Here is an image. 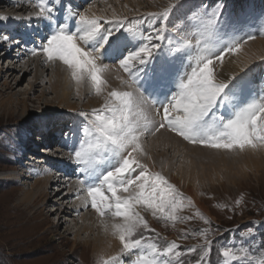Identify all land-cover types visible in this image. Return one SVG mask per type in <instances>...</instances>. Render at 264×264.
Segmentation results:
<instances>
[{"label": "rangeland", "instance_id": "rangeland-1", "mask_svg": "<svg viewBox=\"0 0 264 264\" xmlns=\"http://www.w3.org/2000/svg\"><path fill=\"white\" fill-rule=\"evenodd\" d=\"M94 1L85 2V6L81 0H73L72 4L64 2L63 14L74 6L76 11L85 13L86 6ZM107 11L112 12V28L104 33L99 45L103 47V41L111 36L112 41L107 46L112 45V51L119 42H128L122 46L123 51H116L119 58L114 64L112 62L115 74L112 80L121 84V80L127 81L133 93L138 91L143 95L146 121L158 128L148 130L147 139L156 136L159 129L168 136L177 132L179 137L183 133V137L186 133L193 137V140L185 143L193 147L186 148L177 142L174 144L178 154H173V149L168 152L169 147H166L163 159L165 167L170 165L171 169L161 170V166H158V173L162 176L152 173L159 188L151 181V197L140 202L147 212L141 215L134 212L135 226H132L133 230L124 231L126 237L121 241L122 250L133 255L138 251L141 255L136 258L137 261L143 258L142 262L146 264H264V147L254 150L249 139L252 136L249 130L255 124L258 126L255 137L260 143L264 142V109L258 100L260 104L256 106L255 103L254 109L250 110L252 98L242 100L241 96L245 95V87L252 80L257 84L264 83V60L252 63L228 82L216 76L217 66L236 52H247L245 55L251 62L264 55V47L255 44L256 41H264V0H118ZM56 19L60 17L56 15ZM121 38L124 42L120 41ZM99 45L96 47L101 48ZM121 52L126 53L121 56ZM5 59L0 56V70L3 71L13 66L11 58ZM16 71L12 70L8 79V84L15 88L13 92L4 91L0 79V176H13L15 171L8 169L15 168L18 174L29 177L19 171V163L29 170L30 166L26 164H33L30 157H44L52 161L53 158L44 151H49L52 146V152L49 151L52 155L57 149L55 141L66 143L70 120L65 118L58 122L51 113L62 105L57 104L50 90L44 92V97L36 100V104L28 102L27 113H21L20 107L11 117L3 113L5 103L15 94L22 98L21 94L28 89L27 83L33 81L31 75H26L22 80L19 74H15L18 73ZM143 76H146V85L140 90L136 79ZM87 97L94 99L96 95L91 93ZM79 98L71 95L69 103L80 109L86 101ZM184 99L190 101V106L174 110L178 101L183 103ZM128 100L121 96L112 100V134L119 132L122 122L129 123V126L139 124L131 123V116L128 117L127 113L122 116L121 111ZM231 106H235V109L232 110ZM226 112L229 114L227 118ZM243 112H246V120L242 124ZM248 114L254 115L253 118L250 119ZM226 119L228 123L222 125L224 128H219L218 133L212 131L215 140H220L217 144L219 147H206L195 142L194 138L210 130L211 123H221ZM237 125L246 128L243 136H248H244L245 139L236 147L230 141L227 144L226 140L221 141L226 134V137L229 134L235 136L232 133L239 132ZM57 127L61 132L56 140L54 133L58 131ZM95 131L98 134L99 130ZM106 134L99 135L102 138ZM158 151L156 153L160 154L161 151ZM117 152L112 150V158L116 156L118 162V166L112 168V173H117L120 166L127 165ZM131 158L134 159V155ZM45 166L41 165L40 168ZM163 170L180 183L173 185L168 176L161 173ZM150 180L146 178V182ZM34 181V177L24 178L21 184L0 180V264H102L101 257H94L87 246L78 245L75 249L74 240L85 241L86 236L76 238L73 234L65 233L66 227H75L73 223L76 222L62 214L64 208H68L67 202L60 201L66 192L59 196L54 184L48 188V200L38 201L36 207L26 211V215L41 207V218H47L49 225L56 227L52 229L56 233L41 237L37 242L33 241L34 237L23 238L28 231L27 219L19 213L23 209V206H19L21 192L31 190ZM151 186L154 187L152 190ZM59 220L61 224L57 225ZM13 230L19 233L14 236Z\"/></svg>", "mask_w": 264, "mask_h": 264}, {"label": "bare ground", "instance_id": "bare-ground-1", "mask_svg": "<svg viewBox=\"0 0 264 264\" xmlns=\"http://www.w3.org/2000/svg\"><path fill=\"white\" fill-rule=\"evenodd\" d=\"M67 1L72 4L73 0H0V10H2L0 13V56L6 58L5 60L11 58L10 61L13 62V66H18H8L5 71L0 70L3 90L9 92L15 90L8 84V79L12 75L10 72L12 70L16 71V68L18 73L15 74H19L22 80L26 75H31L33 78L32 82L27 83L28 89L21 94L22 98H20V95L15 94V97L10 98L11 100L5 103L7 105L2 112H6L11 117L20 107L21 113H24L28 110V102L32 105L36 104V100L43 98L44 92L50 90L51 94L55 96L54 99L57 104L62 105V107L51 113H54L53 115L57 117L58 122L65 118L70 120V125L67 126L70 128L66 130L68 137L65 140L66 143L55 141V143L57 142V149L54 150L52 155L50 153L53 150L52 146L49 149L50 152L44 151V154L46 153L53 158L52 161L44 157H35V159L30 157L33 164H26L30 166L29 170L24 169L23 164L19 163V167H21L19 171L25 172L29 177L18 174V170L16 171L15 168H7L10 172L15 171L14 175L2 174L0 180L21 184L24 178H35L33 188L21 192L20 204L22 205L19 204V206H23V209L19 213L21 216L25 215L28 231L27 236L23 238L34 237L33 241H36L41 240V237L56 233L52 230L56 227L49 225L47 218H41L43 214L41 207L34 209L29 216L26 215V211L36 207L38 201L48 200V188L50 189V186L54 184L59 196L66 192L60 201L67 202L68 208L63 207L62 214L68 215L70 219L72 217V221L76 222L73 223L75 227H66L65 233L68 235L73 234L76 238L79 236H86L87 238L85 241L79 242L75 239V249L78 248V245L87 246L94 257H101L102 264H146V262H142L143 258L139 259L141 261H137L136 258L141 255L138 251L135 256L122 250L121 241L126 237L123 233L130 230L134 225V212L138 215H141L144 211L147 212L142 209L140 202H144L151 197L152 194L149 193L151 181L154 186L158 182L154 179L155 176H152V173L161 175L158 173V166H161V170L162 168L171 169L170 165L167 168L165 167L166 163L163 159V152L166 151V147H169L168 152L173 149V154H178L179 151L177 149L176 152L175 143L177 142L186 148L193 147L185 144L192 139L183 137L184 133L183 135L180 134L182 136L179 137L177 132L176 134L173 133L176 136L171 134L168 136L161 129H159L156 136L147 139L146 132L158 128L146 121L147 111L143 95L141 96L138 91L133 93V89L127 85V81L121 80V84L119 81L112 80L113 76L115 77L114 71H112V62L114 64L116 59L119 58L116 51H123L122 46L127 45L128 42H124L122 37L120 41L124 43L119 42L115 51H112V45L107 46L112 36H109V41L107 39L103 41L105 42L102 45L103 47L99 44L104 33L112 28V12L107 10H110L112 4L115 5L118 0H103V3L98 2L100 0H95L92 4L86 6L85 13L76 11L74 6L68 8V11L63 14L62 6ZM81 1L85 6V2L87 3L90 0ZM1 4L3 5L1 6ZM94 4L96 6H93ZM109 5L110 8H107ZM139 14H142V12H139ZM56 15L58 18L60 17L59 20L56 19ZM15 35L18 36L14 37ZM97 44L101 48H97ZM255 44L264 47V41L259 40ZM249 50L252 51V49ZM122 54L123 52H121V56ZM245 54L247 52L241 50L234 55L231 54L232 56L229 55L228 58L225 57V61L217 66L216 76L220 80L228 82L252 63H259L264 60V55H262L260 58L257 57L255 62H251ZM4 76L8 77L5 79ZM142 84V81L139 80L140 87ZM245 88L251 95H253V91H257L255 95L262 100L261 107L264 109V83L257 84L252 80ZM38 91H40V94L34 96ZM187 91L189 92V90ZM91 93L96 95V98L88 99L87 95ZM71 95L78 96L80 100L86 101L80 109L69 103ZM83 95L85 99L82 98ZM120 96L129 99L121 111L122 116L127 113L128 117L131 116V123L139 124L129 126V123L122 122L121 125L119 124V132L112 134V100L114 101ZM29 97H34V99ZM188 106H190V101L184 99L183 103L178 101L173 109L183 110ZM243 113H241L243 114L242 124L246 117V113ZM119 118L123 120L120 116ZM98 120H100L99 123H96ZM220 124H217L213 130L219 132L218 129L224 128L222 125L226 123ZM188 125L190 126V124ZM206 125L208 124L206 123ZM237 126L239 132L232 133L235 136L229 134V137H226V134L222 139H219L221 141L226 140V144L230 141L236 147L242 139H245L244 136H248H243L246 128L240 125ZM187 127L186 129H193V126H190L192 129ZM196 127L198 126L196 125ZM257 127L253 124L251 129H248L249 135H252L249 138L251 140L250 146H254L256 151L258 148L262 150V147H264V142L260 143L258 137H255ZM95 130H99L98 134ZM104 132H107V134L101 138L99 134ZM212 134L211 132L209 136V144L202 142V138H198L197 144L206 147H219L217 144L220 140H215L216 136L214 134L215 137L212 138ZM151 135H153L152 132ZM158 149L161 151L160 154L156 153L159 152ZM112 150L118 151L117 153L123 156V161L127 164L124 167L123 165L120 166L121 169L117 173H112V168L118 166L117 157L112 158ZM30 151L34 152L32 149ZM132 155H134V159L131 158ZM41 165H48V167L40 168ZM161 173L168 176L173 185L180 183L176 180L177 178L168 175L167 171L163 170ZM144 176L151 180L146 182ZM131 186H133V189L129 190ZM157 187L155 190L159 188ZM128 190L130 193L127 194ZM187 190L189 191L188 188ZM108 197L111 201L113 200L112 205L109 204ZM55 198L56 196H54ZM145 204L143 203V207ZM152 204L155 205V203ZM132 209H134L133 212ZM60 220L57 221V225L61 224ZM12 233L15 236L19 232L13 230ZM31 241L32 239L29 242ZM141 252L144 251L141 250Z\"/></svg>", "mask_w": 264, "mask_h": 264}]
</instances>
